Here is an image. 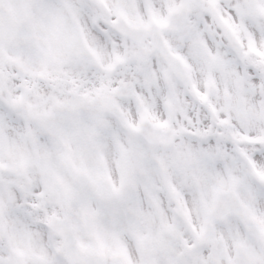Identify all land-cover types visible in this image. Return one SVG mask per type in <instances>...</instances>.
I'll use <instances>...</instances> for the list:
<instances>
[{"label": "snow or ice", "instance_id": "1", "mask_svg": "<svg viewBox=\"0 0 264 264\" xmlns=\"http://www.w3.org/2000/svg\"><path fill=\"white\" fill-rule=\"evenodd\" d=\"M0 264H264V0H0Z\"/></svg>", "mask_w": 264, "mask_h": 264}]
</instances>
